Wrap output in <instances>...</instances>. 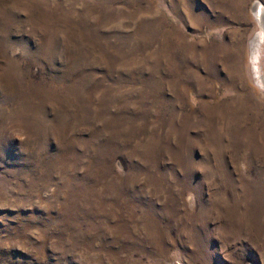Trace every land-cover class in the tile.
Instances as JSON below:
<instances>
[{
    "label": "rangeland",
    "instance_id": "rangeland-1",
    "mask_svg": "<svg viewBox=\"0 0 264 264\" xmlns=\"http://www.w3.org/2000/svg\"><path fill=\"white\" fill-rule=\"evenodd\" d=\"M257 4L0 0V264H264Z\"/></svg>",
    "mask_w": 264,
    "mask_h": 264
},
{
    "label": "bare ground",
    "instance_id": "bare-ground-1",
    "mask_svg": "<svg viewBox=\"0 0 264 264\" xmlns=\"http://www.w3.org/2000/svg\"><path fill=\"white\" fill-rule=\"evenodd\" d=\"M255 15L260 28L256 40L253 42V63L258 83L264 86V6L257 4Z\"/></svg>",
    "mask_w": 264,
    "mask_h": 264
}]
</instances>
